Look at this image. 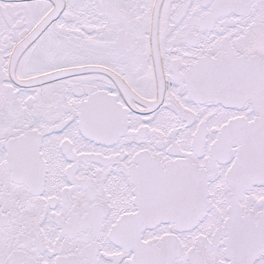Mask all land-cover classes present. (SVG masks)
Returning a JSON list of instances; mask_svg holds the SVG:
<instances>
[{"label": "flooded vegetation", "instance_id": "af4514ba", "mask_svg": "<svg viewBox=\"0 0 264 264\" xmlns=\"http://www.w3.org/2000/svg\"><path fill=\"white\" fill-rule=\"evenodd\" d=\"M257 61L264 0H0V264H264Z\"/></svg>", "mask_w": 264, "mask_h": 264}, {"label": "bare ground", "instance_id": "6f19581e", "mask_svg": "<svg viewBox=\"0 0 264 264\" xmlns=\"http://www.w3.org/2000/svg\"><path fill=\"white\" fill-rule=\"evenodd\" d=\"M262 90H263V88L261 89V92H262ZM259 97H260V94L257 96V98L259 99ZM251 129H253V127H250V130H251ZM248 141H251V139H250V140L246 139V140L244 141V144H246Z\"/></svg>", "mask_w": 264, "mask_h": 264}, {"label": "water", "instance_id": "95a60500", "mask_svg": "<svg viewBox=\"0 0 264 264\" xmlns=\"http://www.w3.org/2000/svg\"><path fill=\"white\" fill-rule=\"evenodd\" d=\"M261 146H263V144H261ZM264 147V146H263Z\"/></svg>", "mask_w": 264, "mask_h": 264}]
</instances>
